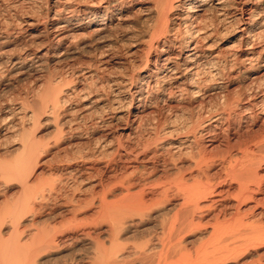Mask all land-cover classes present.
<instances>
[{"label":"bare ground","instance_id":"1","mask_svg":"<svg viewBox=\"0 0 264 264\" xmlns=\"http://www.w3.org/2000/svg\"><path fill=\"white\" fill-rule=\"evenodd\" d=\"M45 6L44 15L19 17L17 26L0 30V45L24 35L16 54L5 56L0 51V87L4 81L11 87L10 77L37 67L49 77L31 104L23 98L6 107L0 101V138H20L17 155L0 163L1 187L15 198L13 205L0 206V264H50L66 257L78 239L86 242L84 264H228L264 246V222L250 225L239 209L264 188V0H54ZM178 8L182 9L173 18ZM204 13H210L211 19L203 21ZM132 20L138 25L129 23ZM85 38L90 39L86 48L79 44ZM42 46L59 48L53 53L55 63L72 62L69 84L102 79L112 64L120 65L121 74L94 84L95 90L86 82L68 93L70 89L54 85L57 73L52 74L34 52ZM122 49H127V63H114ZM84 53L88 65L76 70L73 60ZM103 87L111 90L109 95H93L91 88L96 93ZM232 87L239 90L236 98L229 95ZM152 94L159 97L153 100ZM70 97L75 105H70ZM43 117L58 137L55 145L70 134L69 149L80 146L79 133L90 128L87 143L92 144H86L83 152L77 149L78 161L96 154L111 156L99 167L100 173L95 168L100 189L90 190V201L84 203L83 211L89 204L88 224L68 225L60 231L54 224L45 225L58 215L56 210L43 215L51 205L45 201L63 193L67 201L76 203L73 195L80 190L69 187H82L84 174L92 178L94 170L70 164L60 169L62 160L54 166L41 160L45 138L42 142L35 132L27 134L25 123L35 126ZM257 118L263 123V134L255 140L236 135L230 146L234 126L248 131ZM222 132L225 145L219 142ZM220 146L225 151L217 160L207 155ZM46 175L58 177L43 179ZM215 176L229 177V184H235L233 211L219 204L224 189H214ZM66 188L74 194L66 195ZM212 207L216 211L204 213ZM80 208L73 209L78 213ZM251 214L264 219V200L252 205ZM154 219H159L151 225L155 231L150 227ZM203 222L209 225L202 231ZM196 242L193 252H186ZM256 264H264V259Z\"/></svg>","mask_w":264,"mask_h":264},{"label":"rangeland","instance_id":"2","mask_svg":"<svg viewBox=\"0 0 264 264\" xmlns=\"http://www.w3.org/2000/svg\"><path fill=\"white\" fill-rule=\"evenodd\" d=\"M16 1H18V0H0V30L1 29H3L4 27H6L7 25H8V27H14L15 25H16V21L18 20V18L19 17H24V16H32L33 14H35V15H44L45 14V12H46V4L48 3H51L52 4V1H54V0H27L26 2H24L22 5H19V4H17V2ZM30 1V2H29ZM13 6V7H12ZM25 7V8H24ZM32 7V8H31ZM37 8V9H36ZM178 9H180V10H175L174 11V13L172 12V14H171V16H173V18L176 16L177 17V14L179 15V13H180V11H181V9L182 8H178ZM206 14V18H205V16H204V18H203V14H202V19H203V21H208V19L207 18H209V19H211L210 17H211V14L210 13H204V15ZM35 15H33V17H35ZM39 15L38 16H36V17H39ZM210 15V16H209ZM40 16V17H41ZM17 17V18H16ZM175 17V18H176ZM20 19V18H19ZM141 19V18H140ZM205 19V20H204ZM175 20V19H174ZM136 22V21H135ZM134 22V20H132V21H130L129 23H132V24H134L135 23ZM138 22H136V24H134V25H138L137 24ZM131 24V25H132ZM13 25V26H12ZM142 25H144V24H142ZM17 26V25H16ZM125 27V26H124ZM121 28V29H123V30H121V31H124L125 30V28ZM134 29H136V28H134ZM132 31V30H131ZM120 33V31H117V34H119ZM2 35V34H1ZM121 35V34H120ZM3 36V35H2ZM24 35L23 34H21V35H17L16 36V38L15 39H11L12 41H10V42H8L7 44L6 43H4V44H2V45H0V51L2 50V51H5V56H8V55H10V54H16L19 50V46H21L22 44H23V42H24ZM22 40V41H21ZM90 42V39L89 38H85V40L83 39V40H80V43L79 44H81V46H84L85 48H86V46H87V44ZM77 43V44H78ZM20 44V45H19ZM78 44V45H79ZM45 45V44H44ZM140 44H137V47L138 48H140L141 46H142V44L139 46ZM34 48V47H33ZM32 48V49H33ZM54 48V47H53ZM48 48V47H45V46H42V47H39L38 49H36V51H34L35 53H38L39 54V56H42V57H40V60L41 61H43L44 62V65L46 66V65H48V69H49V71H51L52 72V74L54 73H57V75L55 74L54 75V77L53 78H55L56 80H54V82H57V83H54V85H58L59 87H61V88H63V87H65V88H63V89H65L66 90V88H67V90L66 91H68L69 89V91H68V93H70V91L71 90H73V89H75V88H78V89H80L81 88V86H83L84 84H86V82L88 83L89 82V85H91V84H93L91 87L95 90V88L93 87L94 86V84H96V86H98V84H100V83H102V81H104V79L105 80H107L109 77V79H113L112 77H117V76H119L118 75V73L119 74H121L120 73V65L118 66V65H115V64H112V66H111V68H110V72H109V75L107 74H104V78H95V79H93V80H91V79H86V82L85 83H83L84 81H82V83L81 82H76L75 84H73V83H71V84H69V82H70V76H67V75H69L68 74V72L70 71V69H68L69 68V65L70 64H72V62H63L62 64H58V63H55L54 61H53V59L56 57L55 55H53V53L54 52H56L57 51V49H59V48ZM18 50V51H17ZM47 50V51H46ZM122 50H124V49H122ZM121 50V56L120 55H117V56H115L114 57V60H113V62L114 63H121V62H126V60H127V56H125V53L124 52H126L127 51V49H125L124 51H122ZM38 51V52H37ZM87 51V50H86ZM47 52V53H46ZM43 54V55H42ZM45 54V55H44ZM124 54V55H123ZM85 55V56H84ZM87 54H83V55H76L75 56V60H73V64L77 67V69L76 70H78V69H82V68H84L85 66H87L88 64V56H86ZM120 56V57H119ZM76 57H78V58H76ZM117 57V58H116ZM154 56H152V58H153ZM74 59V58H73ZM86 59V60H85ZM127 63V62H126ZM67 64H68V66H67ZM76 64H79V65H81V68H79L80 66L79 65H76ZM84 64V65H83ZM83 65V66H82ZM118 67H119V70H118ZM115 68H117V69H115ZM54 69V70H53ZM67 69H68V71H67ZM36 70V71H35ZM53 70V71H52ZM60 70V71H59ZM42 71V72H41ZM44 72V73H43ZM61 72L62 73H64V74H61ZM123 73V72H122ZM46 74H48V73H46V70H44V69H42V68H40V67H37V68H34V69H32V71L30 70V71H24L23 72V75L21 76H17V78H16V76H15V78H13V77H10V83H13L12 84V86L10 87V86H8V87H6V86H4V85H7V82H3L2 84H1V87H0V101H2L3 103H5V106L7 107H13V105H15V103H17L19 100H21V99H26V101L28 102V104L30 103L31 104V102L33 101V98L35 97V93H37L38 92V89L40 90L41 88H42V84L43 85H45V83H46V81H47V77H48V75H46ZM60 75H63V76H60ZM98 75H101V74H98ZM106 75V76H105ZM112 75H114V76H111ZM59 76V77H58ZM102 76V75H101ZM100 76V77H101ZM109 76V77H108ZM62 77V78H61ZM64 77V78H63ZM49 78V77H48ZM80 78H82V77H80ZM107 78V79H106ZM7 79V78H6ZM6 79H4V80H6ZM9 79V78H8ZM61 79V80H60ZM63 80V81H62ZM90 80H91V82H90ZM94 80H95V83H93L94 82ZM59 82L62 84H59ZM100 82V83H99ZM64 84V85H63ZM68 84V85H67ZM61 85V86H60ZM63 86V87H62ZM39 87V88H38ZM91 88V91H93V95H103V97H105L104 95H109L110 94V91L105 87H103L102 89L101 88H96L98 91L95 93L94 92V90ZM2 89V90H1ZM30 89V90H29ZM36 90H37V92H36ZM237 90L238 89H236L235 87H232L231 89H230V93H229V95L230 96H232V98H234L235 96H237ZM236 92V93H235ZM238 92H239V90H238ZM124 95V94H123ZM153 95H155V94H152V99L154 100L155 98H157V97H159V96H153ZM235 95V96H234ZM125 96H127V94H125ZM234 96V97H233ZM160 98H162V97H160ZM159 98V99H160ZM236 98V97H235ZM74 98L73 97H70V100H69V103H71L70 105H75V100H73ZM32 100V101H31ZM71 101V102H70ZM73 103V104H72ZM188 104H189V102H187ZM187 103H185L184 105H188ZM64 107H65V109H68L69 108V106H67L68 108H66V105H64ZM65 117V116H64ZM47 117H43L42 119H41V121H38V123L39 124H35V126H32V125H34V124H31V123H25V132L27 133H31V132H35L33 135H35V137L37 138V139H39L40 138V140L39 141H42L44 138V142L43 143H47L46 145H44L45 147L42 149V151L40 152V158H41V160H45L46 161V163L48 164L49 163V165H51V166H54L55 165V163L54 162H56V165L57 164H59L60 162H61V160H62V162L60 163V164H62V166L60 165H58L59 166V168L60 169H64L65 168V166L66 165H68V164H70L71 166H78V168L81 170H83L87 165L88 166H91V167H93V169L92 170H94V173H93V175H92V178H91V176H89V175H87L86 173V175L84 174V182H86L84 185H83V183L82 184H80L79 183V185L81 186L82 185V187H74V186H70L69 187V185H71L70 183H69V181H68V186H67V188L69 187V188H71L72 187V189L74 190V188H75V190L77 189V190H80L79 192H77L76 194H74V191H71V189H65L63 192L65 193L66 192V195H70V196H72L73 194V198H77V199H75V201L74 202H76L77 200V202L76 203H72V202H70V201H67V199L64 197V194L62 193V195L61 196H59L56 200H54L53 201V198H49L48 199V201H45L46 203H44V204H53V203H55V201L57 202V203H55L54 204V206H56V205H60V204H62V206H56V207H54L53 205H52V207H51V205L49 206V205H47V206H49V208L47 207V206H45L44 208L46 209V208H48V209H50V210H48V209H46L47 210V214H46V211L43 209V215L45 214V215H49V214H51V213H55V210H56V213L55 214H57L58 213V215H56L57 217H56V219H55V217L54 218H50V219H54L53 221H51L50 223L48 222L47 223V221L45 222V225H47L48 227H49V225L51 226V224L54 226V227H57L58 226V229L57 230H64V229H66V228H69L70 226H68V225H71L72 227H73V225H75L76 226V224H80L81 226H82V223L83 224H88L89 222V220L91 219V217H87V214H88V216H90L89 215V212L88 211H86L87 210V208H88V203H86V204H88V205H86L85 206V208H84V211L86 212L85 214H84V211H83V207H84V203L87 201V200H89L90 199V197H91V195H92V193H90V190L91 191H93V193L95 192V193H97L98 192V190L100 189L99 188V186H98V181H99V179H100V170L99 169H101V168H99V167H101V165H104L105 163V161L106 162H108L110 159H111V156H109V157H107V156H105V155H98L97 156V154L94 156V158L92 159V158H90L89 160H84L83 162H80V161H78L79 160V156H81V154L79 153V151L78 150H81L82 152H83V148L85 147V148H87V145L89 144V143H91V142H89V143H87L88 142V140L90 139V136H91V132H90V128L88 129V131L87 130H82L81 131V133H79L81 136H80V138H81V142H83L82 144H80V146L77 144V145H71L70 146V149H69V145H68V142H69V137L68 136H70V134H66L65 136H63V138L61 139V142H60V144H57V145H55L56 144V141H58V140H55V139H57L58 137L56 136V134H54L55 136H53V131H52V129H51V127H50V125H48L47 124V121L45 120ZM44 120H45V122H44ZM17 122V121H16ZM33 123V122H32ZM85 123H87V122H84L83 124L85 125ZM47 124V125H46ZM82 124V126H84ZM2 123H0V129L2 128ZM19 125V124H18ZM38 125V126H37ZM250 125V124H249ZM249 125H246V127L248 128V126ZM4 126V125H3ZM48 126V127H47ZM32 127H35V129H33ZM235 128H234V133H235V137L234 136H231V141H229V143H230V146H233L234 145V140H235V138H236V135L238 136L239 134H240V136H242L241 137V139H243V140H255L257 137H259L260 135H262L263 134V123L261 122V120L259 119V118H257L256 120H254V122H253V124H252V126H250L249 128H248V131H244V129H243V132L241 131V130H239L240 128H238L237 126H234ZM238 128V129H237ZM2 130V129H1ZM47 130V131H46ZM238 130V131H237ZM50 131V132H49ZM236 131V132H235ZM49 132V133H48ZM53 132V133H52ZM85 132V133H84ZM88 132V133H87ZM246 132V133H245ZM21 133V132H20ZM27 133V134H28ZM113 133V134H112ZM111 133V135L109 134L108 136L110 137V138H112L113 137V135H115L114 134V132H112ZM146 132H144V134H145ZM232 133V132H231ZM241 133H242V135H241ZM225 135H226V133L225 132H222L221 133V135L219 136L220 138H219V142L220 141H222L221 143V145H225L224 144V140H225ZM51 136V137H50ZM54 139H53V138ZM57 137V138H56ZM67 137H68V139H67ZM115 137V136H114ZM222 137V138H221ZM234 137V138H233ZM239 137V136H238ZM51 138V139H50ZM233 138V139H232ZM20 138H18V140H17V137H13V135H9V137H7V138H4V139H1L0 138V163H5L6 161L8 162L9 160L11 161V158H12V160H13V158L17 155V148H18V146H19V143H20V140H19ZM66 139V140H65ZM144 139H146V138H143L142 140H141V143L144 141ZM17 140V141H16ZM62 141H63V143H62ZM50 142V143H49ZM49 143V144H48ZM55 143V144H54ZM67 145H66V144ZM16 144V145H15ZM87 144V145H86ZM92 144V143H91ZM53 145V146H52ZM60 145V146H59ZM90 145V144H89ZM53 147V148H52ZM59 147V148H58ZM78 149V150H77ZM233 149L234 150H236V147H233ZM69 150V151H68ZM12 151H14V152H12ZM68 151V152H67ZM80 151V152H81ZM224 151H225V149H224V147H222V146H220V148H217V149H215L214 151H211V152H207L206 154L209 156L210 155V157H213V158H215L214 160H217L219 157H220V155L221 154H224ZM44 152V153H43ZM75 152V153H74ZM43 153V154H42ZM211 153V154H210ZM79 154V155H78ZM69 155V156H68ZM72 155L74 156V158L76 159H74L73 157H72ZM78 155V156H77ZM219 155V156H218ZM44 156V157H43ZM214 156H216V157H214ZM66 157V158H65ZM70 157H72V158H70ZM78 159H77V158ZM97 157V158H96ZM67 158H69L70 160H72V161H70L69 159H67ZM98 159L99 161L97 162V161H95V162H92V161H94V160H96V159ZM65 159H66V164H65ZM109 159V160H108ZM39 160V159H38ZM49 160V161H48ZM53 160V162H51V161ZM60 162H59V161ZM67 160H69V161H67ZM168 160V159H167ZM44 161V162H45ZM90 161V162H89ZM43 162V164L47 167V165L45 164ZM68 162V163H67ZM70 162V163H69ZM86 162V163H85ZM88 162V163H87ZM63 163H64V165H63ZM72 163V164H71ZM85 163V164H84ZM89 163H90V165H89ZM94 164V165H92V164ZM96 163V164H95ZM100 163V164H99ZM104 163V164H103ZM140 163V162H139ZM138 162H135L133 165H137V164H139ZM41 164V162L38 164V165H40ZM54 164V165H53ZM80 164H81V166H80ZM64 166V167H63ZM84 167V168H83ZM48 168H49V166H48ZM95 168H97L98 170L97 171H99V173H97L96 172V170H95ZM95 173H97V174H99V175H97V174H95ZM95 175V176H94ZM47 176V175H46ZM59 177H61V178H63V175L61 174V175H58ZM58 176H56V177H58ZM52 177V179H57L55 176H50V178ZM54 177V178H53ZM216 177H218V176H215L214 178H213V180L216 178ZM43 179H49V180H52V179H50L49 178V176H47V178L45 177V176H43L42 177ZM91 179V180H90ZM94 179V180H93ZM225 178H223V180H222V178L221 179H219V177L218 178H216V180H212V183H214V184H212V185H214V189H216V190H221V189H224V191L222 192V198L220 199V200H218V201H220V203L219 204H224L225 203V205H227V206H225V208L224 209H226L227 211H233L234 209H235V205H236V203L234 202V201H236V199L234 198V194H236V193H233V192H236V188H235V184L232 186V183H231V185L229 184V182H230V179H229V177H227V179H225ZM229 179V180H228ZM89 182H88V181ZM95 180H97V181H95ZM218 180L219 181H224V182H222V184H218L219 182H218ZM93 182H95V183H93ZM220 182V183H221ZM88 183V184H87ZM226 183V184H225ZM227 183H228V185H227ZM67 184V183H66ZM97 184V185H96ZM217 184L219 185V187L217 186ZM96 187L95 188V190H94V187ZM218 187H216V186ZM230 185V186H229ZM93 188V190H92V188ZM227 188H229V189H226V187ZM221 187V188H220ZM224 187V188H223ZM231 187H232V189H231ZM4 188H6V189H4ZM91 188V189H90ZM81 189H83V190H81ZM86 189V190H85ZM231 189V190H230ZM5 192H4V191ZM66 190H68V192H69V190L71 191L70 193H68ZM76 190V191H77ZM75 191V192H76ZM228 191H229V193H228ZM0 192H1V195L4 197V193H6L7 192V187H5L4 185L1 187V183H0ZM73 193V194H72ZM81 193H83V195L81 194ZM90 194V195H89ZM228 196H227V195ZM5 195H7V193L5 194ZM9 195V194H8ZM7 195V196H8ZM11 195V194H10ZM5 196L4 198H2V196H0V199L2 198V199H4V201H6V202H4V201H2V199H1V201H0V206H1V208L2 207H4V206H10V205H13V203H14V201H15V198L14 197H11V196ZM233 195V196H232ZM77 196V197H76ZM83 196V197H82ZM225 196H227V197H225ZM66 199H64V198ZM217 197V196H216ZM59 198H61V199H63V202H62V200L60 201V199ZM81 198V199H80ZM89 198V199H88ZM52 199V200H51ZM84 199V200H83ZM223 199H226L227 201H223ZM51 200V201H50ZM79 200H82V201H79ZM258 200H264V188H262V190L261 191H259V192H256L255 193V195H254V199H252V200H249V202L247 201V202H245V203H243V204H241L240 205V207H239V209H240V212H241V215H243V216H245L246 214H247V222L250 224V225H258V224H260V223H262L263 224V220L264 219H262V217L261 218H259V217H256V218H254L253 216H252V214H251V212H252V205H254L255 204V202L256 201H258ZM90 201V200H89ZM88 201V202H89ZM223 201V202H222ZM252 201V202H251ZM66 202V203H65ZM70 203V204H69ZM78 203V204H77ZM83 203V204H82ZM248 203V204H247ZM72 204V205H71ZM235 204V205H234ZM68 206V207H67ZM81 206V208H80V210L82 209V212L81 213H83V214H80L79 213V211H78V213H76L77 212V210L76 209H73V208H78V207H80ZM230 206V207H229ZM62 207V208H61ZM64 207V208H63ZM71 209H70V208ZM53 208H56V209H53ZM69 208V210H75L74 212L76 213V215L73 217V214H75V213H73V214H71L70 213V211L69 210H67ZM63 209V210H62ZM216 209V207H212V208H210V209H206L205 208V210H203L204 211V213L206 214H208V212H214V211H216L215 210ZM65 210V211H64ZM67 210V211H66ZM208 210H211V211H208ZM213 210V211H212ZM49 211V212H48ZM45 212V213H44ZM60 212V213H59ZM67 212V213H66ZM243 212V213H242ZM59 214L61 215V217L59 216ZM63 214H65V215H63ZM205 214H203L204 216H205ZM72 215V216H71ZM81 215V216H80ZM85 215V217L84 218H87V219H85L84 220V218H83V216ZM27 218V219H29L30 218V214H29V216H28V214H25L24 215V218ZM60 217V218H59ZM77 217V218H76ZM79 217V218H78ZM264 218V217H263ZM50 219H48V220H50ZM71 219V220H70ZM74 219H77V220H74ZM83 219V220H82ZM63 220V221H62ZM74 220V221H73ZM78 220H80V221H78ZM58 221V222H57ZM78 223H77V222ZM157 221L159 222V219H157ZM157 221H155V219L152 221V222H150V227H152L154 224H156L157 223ZM253 222V224H252V222ZM57 222V223H56ZM61 222H63V223H61ZM81 222V223H80ZM156 222V223H155ZM44 223V222H43ZM43 223H41V225L43 224ZM47 223V224H46ZM69 223V224H68ZM204 224H205V222H203ZM202 223V226L201 227H203V228H201L200 227V229L199 230H204L208 225L207 224H203ZM65 224H67V227L65 226ZM80 225H78V227H81ZM152 225V226H151ZM62 226V227H61ZM53 227V228H54ZM49 228H52V226L51 227H49ZM78 229H81V228H78ZM77 229V230H78ZM152 229H153V227H152ZM59 230V231H60ZM154 231H155V229H153ZM153 230H151V231H153ZM141 237H143V236H141ZM202 239H205V237L204 238H202ZM76 241H78V243H75V245L73 244V246H71L68 250L69 251H66V257L64 256V258L62 257V258H60L59 260H51V261H53V262H50V264H67V263H70L71 261H76V262H81L82 261V264H84L85 263V258L88 256V251H87V248H86V246H85V241H82V240H76ZM81 241V242H80ZM141 241V240H140ZM204 241V240H203ZM199 242V241H198ZM198 242H196L194 245L193 244H190V245H188L187 246V249H186V252H189V254L190 253H192L193 252V250L195 249V247H197L198 245ZM200 243V242H199ZM196 245V246H195ZM264 246H259V247H256L255 248V250H253V249H251L250 251H248V253L247 252H244L243 254H242V256L243 255H245V256H240L239 258H238V260L236 261H232V262H229L228 264H256L258 261H261V260H263L264 259V248H263ZM86 249V250H85ZM254 251V252H253ZM247 253V254H246ZM251 253V254H250ZM254 254V255H253ZM85 255H86V257H85ZM69 256V257H68ZM64 259V260H63ZM73 259V260H72ZM78 260V261H77ZM83 260H84V262H83ZM66 261H68V262H66ZM55 262V263H54ZM48 264H49V262H48Z\"/></svg>","mask_w":264,"mask_h":264}]
</instances>
